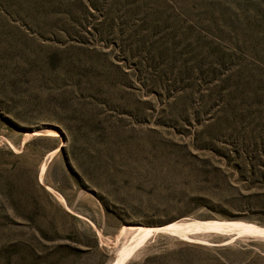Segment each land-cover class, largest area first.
I'll use <instances>...</instances> for the list:
<instances>
[{
  "label": "rangeland",
  "instance_id": "rangeland-1",
  "mask_svg": "<svg viewBox=\"0 0 264 264\" xmlns=\"http://www.w3.org/2000/svg\"><path fill=\"white\" fill-rule=\"evenodd\" d=\"M0 264H264V0H0Z\"/></svg>",
  "mask_w": 264,
  "mask_h": 264
},
{
  "label": "bare ground",
  "instance_id": "bare-ground-1",
  "mask_svg": "<svg viewBox=\"0 0 264 264\" xmlns=\"http://www.w3.org/2000/svg\"><path fill=\"white\" fill-rule=\"evenodd\" d=\"M192 228V227H191ZM139 229V228H138ZM176 228L175 227H169V228H162L161 230L163 231V232H173L174 230H175ZM137 230V229H136ZM180 230V229H179ZM160 231V230H159ZM145 232V231H144ZM142 234V233H141ZM139 235V234H138ZM173 235V234H172Z\"/></svg>",
  "mask_w": 264,
  "mask_h": 264
}]
</instances>
